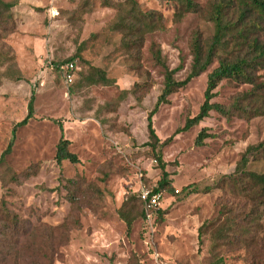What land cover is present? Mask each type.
Returning <instances> with one entry per match:
<instances>
[{
	"label": "rangeland",
	"instance_id": "rangeland-1",
	"mask_svg": "<svg viewBox=\"0 0 264 264\" xmlns=\"http://www.w3.org/2000/svg\"><path fill=\"white\" fill-rule=\"evenodd\" d=\"M0 1L16 3L13 23L0 20V47L11 49L23 77L19 82L3 79L0 85V160L14 142L12 154L0 161V220L6 212L26 229L67 226L69 242L52 264H264V206L243 192L244 180L236 185L224 180L249 146L263 142L264 116L226 118L211 112L175 136L161 153L174 189L189 188L175 196L165 193L163 214L150 223L138 217L130 235L119 216L121 210L137 215L133 208L140 210V191L155 189L161 179L151 149L144 146L147 117L164 83L152 46L161 48L171 70L181 67L176 80L183 81L192 63L193 34L210 40L213 23L196 14L178 21L175 4L135 0L143 12L156 11L164 18L163 29L147 35L139 57L124 47V33L112 29L115 5L124 0ZM195 1L205 7L212 0ZM72 57L77 78L67 85L57 66ZM217 67L215 62L160 107L153 127L161 142L199 114L208 75ZM91 68L104 71L113 84L87 85ZM257 77L264 83V69ZM252 90L225 80L212 102L229 106ZM121 91L130 92L122 102ZM32 96L34 116L13 134L27 117ZM203 130L209 137L198 147ZM62 138L71 142L69 150L79 164L58 166ZM247 171L264 174V157L253 158ZM28 239L26 249L34 241L30 234ZM24 257L23 264L37 260L29 249Z\"/></svg>",
	"mask_w": 264,
	"mask_h": 264
},
{
	"label": "trees",
	"instance_id": "trees-1",
	"mask_svg": "<svg viewBox=\"0 0 264 264\" xmlns=\"http://www.w3.org/2000/svg\"><path fill=\"white\" fill-rule=\"evenodd\" d=\"M175 4L179 11L176 20H182L188 14L202 16L208 22L214 24V35L210 40H206L202 33L195 32L190 42V55L192 63L190 72L185 80L177 81L176 74L181 67L171 70L158 45H153L151 53L156 65L164 71L163 90L159 96L154 109L147 117L148 142L144 145L149 147L158 168L161 170V179L157 183L155 191H162L171 195H178L182 191H176L170 173L166 171L167 164L163 160L161 147L168 146L175 136L186 133L209 118L211 112L230 118L239 116L246 119H253L264 116V83L257 77L259 71L264 69V0H212L205 7L197 4L195 0H158ZM107 6H112L106 3ZM16 3H5L0 1V20L2 24L8 26L13 23L11 10ZM117 15L112 29L115 32L124 33L123 45L132 53L139 57L146 42L148 34L162 30L164 25L163 16L156 12H143L135 0H124L115 5ZM13 31H9L10 35ZM215 62L218 67L208 75L205 101L201 106L199 114L193 118H187L185 125L177 129L172 137L164 142L158 138L154 127L153 117L157 114L162 105L169 104V97L178 91L186 88L190 82L205 73ZM15 57L10 48L5 45L0 47V68H5L0 72V85L3 79L10 78L14 81H22L20 71L16 70ZM69 63L75 64V57L59 63L57 68ZM13 73L15 76L13 77ZM225 80L234 81L239 84L253 86V90L236 96L229 106L214 104L212 101L216 96V89ZM85 81L89 86L110 87L113 81L107 78V74L100 70L91 68ZM75 84V82L73 83ZM72 84V85H73ZM73 93V90H70ZM130 94L129 91H121L119 101L122 102ZM34 97L32 96L28 115L13 128V134L18 128L25 127L34 116ZM61 129L62 126H60ZM206 130H203L197 140L196 145L201 147L208 138ZM71 142L62 138L57 147L56 162L61 166L64 162L77 165L80 160L77 155L70 152ZM14 142L11 140L8 147L1 156L3 163L12 154ZM262 155L264 157V140L256 146H249L241 155L233 174L224 177L238 183L239 178L244 180L243 192L249 196L251 201L264 206V174L248 172L247 168L253 158ZM72 183V181H71ZM139 211L137 215H129L124 210L119 212V216L126 224L127 235L131 234L133 223L138 217L144 218L143 203L137 197ZM162 215V211H159ZM69 228H49L40 226L35 229H26L22 226L17 216L11 217L5 212L4 219L0 220V264H23L24 254L29 250L35 253V264H52L54 258L58 256L59 249L69 242ZM34 239L33 244L25 247L28 243V235ZM203 227L199 230V241L202 243Z\"/></svg>",
	"mask_w": 264,
	"mask_h": 264
},
{
	"label": "built area",
	"instance_id": "built-area-1",
	"mask_svg": "<svg viewBox=\"0 0 264 264\" xmlns=\"http://www.w3.org/2000/svg\"><path fill=\"white\" fill-rule=\"evenodd\" d=\"M60 72L65 83L67 85H72L77 78L78 68L75 64L69 63L68 65L61 67ZM164 197V192L155 191V189H142L140 191L139 198L143 203L144 218L148 223L152 222L158 212L162 210V203L165 199Z\"/></svg>",
	"mask_w": 264,
	"mask_h": 264
}]
</instances>
